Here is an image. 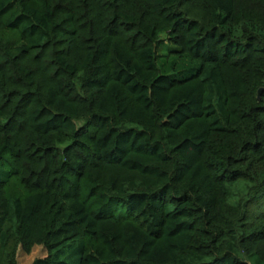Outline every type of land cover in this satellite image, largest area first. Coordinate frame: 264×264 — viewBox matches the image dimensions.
Segmentation results:
<instances>
[{"label": "trees", "instance_id": "obj_1", "mask_svg": "<svg viewBox=\"0 0 264 264\" xmlns=\"http://www.w3.org/2000/svg\"><path fill=\"white\" fill-rule=\"evenodd\" d=\"M37 244L264 264V0H0V264Z\"/></svg>", "mask_w": 264, "mask_h": 264}, {"label": "rangeland", "instance_id": "obj_2", "mask_svg": "<svg viewBox=\"0 0 264 264\" xmlns=\"http://www.w3.org/2000/svg\"><path fill=\"white\" fill-rule=\"evenodd\" d=\"M46 253V248L42 244L35 245L30 252H26L20 247L18 250V264H32L37 257Z\"/></svg>", "mask_w": 264, "mask_h": 264}, {"label": "water", "instance_id": "obj_3", "mask_svg": "<svg viewBox=\"0 0 264 264\" xmlns=\"http://www.w3.org/2000/svg\"><path fill=\"white\" fill-rule=\"evenodd\" d=\"M262 90H263V88H260V90H259V95L261 94Z\"/></svg>", "mask_w": 264, "mask_h": 264}]
</instances>
